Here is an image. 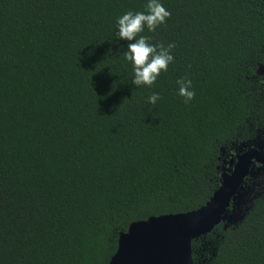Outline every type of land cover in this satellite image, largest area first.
<instances>
[{"label":"trees","instance_id":"obj_1","mask_svg":"<svg viewBox=\"0 0 264 264\" xmlns=\"http://www.w3.org/2000/svg\"><path fill=\"white\" fill-rule=\"evenodd\" d=\"M264 0H0V264H107L203 205L264 128ZM192 240L264 264V191Z\"/></svg>","mask_w":264,"mask_h":264},{"label":"water","instance_id":"obj_2","mask_svg":"<svg viewBox=\"0 0 264 264\" xmlns=\"http://www.w3.org/2000/svg\"><path fill=\"white\" fill-rule=\"evenodd\" d=\"M235 157L233 168L221 173L219 186L200 207L130 223L119 233L117 248L107 264H193L192 240L205 236L219 223L226 228L241 221L257 195L250 196L251 189L243 186V181L255 162H260L258 149Z\"/></svg>","mask_w":264,"mask_h":264},{"label":"flooded vegetation","instance_id":"obj_3","mask_svg":"<svg viewBox=\"0 0 264 264\" xmlns=\"http://www.w3.org/2000/svg\"><path fill=\"white\" fill-rule=\"evenodd\" d=\"M262 75V81L264 85V69L260 70ZM231 151L222 150L224 158L221 161V165L218 167L222 172H228L229 169L233 168V161L236 160V155L252 148H257L260 153V162H255L252 170L244 177L243 186L251 189L250 196L259 195L260 192L264 191V128L261 129L259 134L248 142H243L237 145H232ZM232 160V162H231ZM256 195V196H257ZM249 196V197H250Z\"/></svg>","mask_w":264,"mask_h":264}]
</instances>
